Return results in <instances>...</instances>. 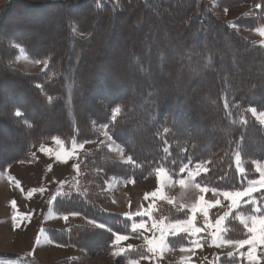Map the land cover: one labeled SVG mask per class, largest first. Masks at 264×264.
Instances as JSON below:
<instances>
[{
	"label": "trees",
	"instance_id": "1",
	"mask_svg": "<svg viewBox=\"0 0 264 264\" xmlns=\"http://www.w3.org/2000/svg\"><path fill=\"white\" fill-rule=\"evenodd\" d=\"M0 2L3 3L0 11V75L2 76L0 86L12 101L9 106L1 105L0 101V129L3 131L0 133V146L1 141L8 134L11 136L17 132L25 133L11 141V144L17 146L20 143V147L15 155L0 161V170L14 161H24L28 149L52 137L61 139L65 144H70L72 141L77 143L92 141L97 137L94 124H108L113 139L121 144L126 155L132 158L131 162L117 161L112 152L104 147L81 152L77 159L78 187L76 191H69L56 199L54 210L57 213H78L86 219L116 230L118 234L128 233L130 232L128 225L119 228L120 220L127 224L125 219L105 212L98 206L101 197L99 190L104 187L100 173L122 181L140 182L151 176L157 168H165L171 177L176 178L180 174L179 168L187 161L192 164L203 162L209 171L198 176L196 182L202 186L216 188L218 191H234L242 189L243 181L252 175L251 156L257 160H264V127L248 117V108L264 110V100L250 98V95L260 88L253 86L246 90L249 80L234 81L230 78V70L220 69L226 59L214 57L217 48L226 46L231 52L246 51L247 55L255 57L256 63L253 68H264V43L245 41L226 24L216 22L205 9L202 0H115V6L105 0H82L79 3L50 1L37 4L25 3L21 0H0ZM215 2L222 7L248 4L252 7L249 11L251 15L247 18H239L234 24L250 26L247 23H252L255 25L251 26L256 27L264 25V0H215ZM153 4H156L159 10L152 7ZM59 7L65 10L60 21L65 41L64 45L59 43L60 46H55L56 49L59 48L58 50H53L50 45L35 37H27L25 32L31 25L21 23L18 28L13 26L14 21L22 22L32 13H46V10L52 9L49 12L50 17L40 20L36 15L39 21L48 22L52 17L51 13H57ZM157 16L160 17L158 20L160 24L166 23L167 20L173 21L179 16L176 19L180 21L174 26L175 32L178 33L176 37L156 39L153 43L148 42L147 45L140 42L141 44L138 43L139 46L136 47H134L136 44L130 47L128 44L120 45L118 54L123 53L125 59L121 63L112 62L113 67L109 70L116 66H120L121 69L116 72L114 69L111 77L104 76L99 79L98 86L102 95L98 101L93 102L94 111L80 113L78 108L80 104H89L93 101L90 95L92 91L90 80L88 78L83 80L82 76L84 72L92 76L95 72L93 69L100 63L97 61L94 64L87 59L90 49L95 47L99 50L104 45V40L101 42L93 40L98 35V30L101 27L106 29L112 27L116 33L124 35L127 26H130L128 22L144 18V22L148 23ZM115 21H124L126 25L120 27ZM89 22L95 23L96 26L93 29L88 27ZM138 27L142 34V25ZM120 28H125V33ZM212 28H217L219 31L218 41L214 46L210 37ZM53 32L59 33L60 28H54ZM193 37L197 40L204 37L205 39L193 49ZM12 42L21 45L29 59L36 62L46 61L45 70L38 74H25L8 66L7 61L13 53L10 47ZM90 46L92 47L88 48ZM136 63L140 68L136 74H126L124 69H130ZM84 65L95 66L93 69L85 70L82 67ZM184 68L186 70H183ZM189 68H192V71H187ZM181 70L185 72V76L190 78L193 76L190 81L191 86H194L196 80L200 78L211 79L196 90L201 98H205L203 108L197 101L198 94L192 92L189 95L190 101L182 95L173 103L165 97L176 96L177 91L168 89L157 93L153 99L154 102L158 100L155 105L152 103L138 111L132 110L134 103H148L152 97L149 96L150 89L146 87L138 94L135 92L136 95H144L143 99L134 100L133 95H126L130 88L127 77L132 79L130 83L133 87L141 84L146 77L149 84L155 88H158L160 83L171 87L174 84L171 81L173 75ZM159 71L165 72L167 77H160L155 84H151L150 78L157 76ZM263 79L264 73L256 77L259 83ZM10 87L12 89H8ZM185 91L190 92V90ZM102 100L106 101L110 108L121 109L116 118L111 120L107 112L99 106ZM40 107L50 109L52 118L54 117L58 122L56 127L49 130L40 128L35 121V118L40 116L37 111ZM18 110L21 112L20 117L15 115ZM140 120H147V123L145 122L142 128H136ZM175 123H178L179 127H176ZM215 127L219 129L213 132L207 131ZM142 133L147 134L148 137L144 135L145 140L138 141L137 137ZM165 148L169 149L167 153L164 152ZM238 152L239 166L236 163ZM240 166L241 174L238 173ZM167 209L160 205L159 213ZM169 212L168 216L172 220L177 217L185 218L183 211L169 209ZM107 232L109 231L105 229L94 231L86 226H73L62 231L51 230L49 237L59 245L84 251L91 243L90 238H95V243L100 245L99 254H105L110 249L107 245L109 238L105 236L108 235ZM140 256L136 253L130 259ZM33 263L40 264L35 260Z\"/></svg>",
	"mask_w": 264,
	"mask_h": 264
},
{
	"label": "rangeland",
	"instance_id": "2",
	"mask_svg": "<svg viewBox=\"0 0 264 264\" xmlns=\"http://www.w3.org/2000/svg\"><path fill=\"white\" fill-rule=\"evenodd\" d=\"M21 1L25 3L37 4L50 1L79 3L82 0ZM105 1L112 6H115V0ZM202 3L204 4L207 12L215 19L216 22L226 24L231 31H233L243 40L252 43H264V37L259 36L257 32V29L264 28V25L256 27L251 26L255 25L252 23H247V25L250 26H243L240 23L234 24V22H236L239 18H247L251 15V12L249 11L252 7L248 4L222 7L219 6V4L215 2V0H202ZM2 5L3 3L0 2V11ZM152 7L159 10L156 4H153ZM51 10L52 9H48L46 10V13L43 12L41 14H36V12L32 13V15H29L26 20L24 19V21L22 22L14 21V25H12L17 28L19 27V25H22L21 23L31 25L30 29L25 32V35L27 37H35L39 41L45 42L50 45L49 47H51L53 50H58L59 48L56 49L55 46H60L59 43H62V45H64L65 41L63 29L60 27V21L63 17L62 13H64L65 10L59 7L57 13H51L52 17L48 22L44 23L39 21V19L41 20L44 17L49 16V12ZM36 15H38L40 18L37 19ZM179 16L176 17L178 18ZM176 17L173 19V21L167 20L166 23L163 24H160L158 22V20L160 19V17L158 16L156 17V19H153L148 23L147 21L144 22V18L136 19L135 22L130 21V23L128 22L130 26H127V32L124 35L116 33L115 30L112 29V27H110L109 29L101 27L98 30V35L95 36L93 40H98L100 42L104 40V45L99 50L95 47L92 48V50L90 49L87 58L89 62H92L94 64L97 61H100V63L99 65H96L94 69L93 67L95 65L82 66L85 70L86 68H92L93 70H95L92 76H90V73H88V75L87 73L85 74V72L82 76L83 80H86V78L90 80V90H92L90 91V95L92 97L91 101H93L89 104H80L78 106L79 112L82 114H86L92 113L94 111L92 108V105L95 106L93 102L98 101V99L101 98L100 96L102 95L101 89L99 88L100 86H98V83H100L99 79H102V77L104 76L111 77L114 69L115 72L121 69L120 66H116L114 67V69L109 70L113 67L112 62L120 61L121 63L125 59L123 53L118 54V48L120 45L128 44L130 47L132 44H136L134 45V47H136L139 46L138 43L140 42H142L144 45H147L148 42L153 43L156 39H169L170 37L175 38L178 33L175 32L174 26L178 24V21H180L179 19H176ZM115 22L118 23L120 27L126 25V22L124 21ZM140 25H142L143 27L142 34L140 33L141 30L138 27ZM94 26H96L95 23H88V27L93 29ZM27 27L29 28V26ZM57 27L60 28V32L54 33L53 29ZM166 29H168L169 32ZM218 34L219 31L217 30V28H212L210 37L213 46L216 45L218 41ZM204 39L205 37L197 40L195 37H193L192 48L195 49L198 45L202 44V41ZM133 40H135V42H132ZM10 47L13 53L7 61V64L11 68L25 74H38L45 70L46 61L36 62L29 59L24 48L17 43L12 42L10 44ZM91 47L92 46L88 48ZM214 57H224V59H226V62L222 66H220V69L222 71L230 70V78L234 81L246 80L247 82L249 80L246 90L252 88L253 86H259V91L250 95L251 99L264 100V79L261 80L260 83L259 81H256V77H258L259 74L264 73V68H253L254 64L256 63V61L254 60L255 57L247 55L246 51L231 52L230 49H226V46H220L219 48H217L214 52ZM234 60H236V62ZM139 69V65L136 63L134 67L130 69L125 68L124 71L126 72V74L131 75L133 73L136 74L137 70ZM183 70L186 69L184 68ZM183 70L173 75L174 78L171 79V81L174 84L171 87L167 86V84L159 82L160 84L158 85V88H155L153 87V85L151 86L149 84L148 77H146V79H144L141 84L133 87V84L130 83L132 82V79H129L127 77L126 80L129 81L128 85L130 84V88L128 89L126 95H133L134 100H138L139 98L143 99L145 98L144 95H136L135 92L138 94L140 93V90L142 91L143 88L146 87L150 89L151 94L149 96L152 97L150 99V102L148 103H134L132 105V110L138 111L146 106H149L152 103L153 105H155L158 100L154 102L153 99L156 97L157 93L167 91L168 89L170 91H177L176 96L170 97L169 95L165 97V95H163L165 98H168V100L173 101V103L177 100L178 97L182 95H184L186 100L190 101L189 95L191 92L198 94L197 101H199L198 103H200L203 108V105L205 104V98H201L200 93L196 90L199 88V86L205 85L206 82H210L211 79L208 77L206 79L200 78L199 80H196V84L194 86H191L190 81L193 76L191 78L189 76H185L186 74L185 72H183ZM187 71H192V68H189ZM160 77L166 78L167 74L165 72L159 71L157 76H153L152 78H150L151 84H155V82ZM1 78L2 76L0 75V79ZM183 78L185 79L183 80ZM186 81L189 83L185 84L184 82ZM8 89L12 88L10 87ZM184 89L187 91L190 90V92L186 93ZM0 99V101L2 102L1 105L9 106L12 104V101L9 99L7 94L5 95V91L2 86H0ZM99 106H101L107 112V114L110 116V119L112 120L113 118L111 116V112L113 108H110L108 103H106V101L104 100L100 102ZM173 107H175L174 104ZM37 111L38 113H40V116H37L35 118V121L40 125L41 129L49 130L58 125V122L54 120V117L52 118L49 108L40 107ZM261 111L264 110H257V112ZM196 115L201 117V115L199 114ZM248 117L252 118L259 126L264 127V125H261L249 111ZM145 122L147 123V120H140L136 124V128H142V125H145ZM175 126L179 127V124L175 123ZM136 128H134V130ZM94 129L97 137L92 141L80 143L72 141L70 142V144H65L61 139L52 137L48 141L41 143L36 147L28 149L25 153L27 157L24 161H14L7 165L4 169L0 170V264H34V255L40 258V261L38 260L40 264H68V261L70 262L69 264H121L120 262L130 264H168L172 262L171 260L175 257L181 258L180 261H177V264H189V262L190 264H212L215 257H219L220 261L227 262V264H232L233 260L234 264H247V260H242L238 255L234 258L228 257L227 253L229 251H232V249L228 247L220 249L209 247L206 242L208 239L206 232H201L198 234V237L201 238L203 242V247L196 248V255L185 252V254H187L186 257H190L191 255L188 260L185 259V262V254L184 252L180 251V248L190 247L191 245L189 241L196 237H189L186 233V235L181 233L177 236H168L166 238L167 248L163 251L162 254L157 251L155 256L148 252V245L145 238L152 239L154 237V230L151 228L153 220H164L165 223L174 221L175 219L172 220L168 216L170 213L169 209L174 211H177L175 210L176 208L188 210L200 195H203L204 199L209 202L215 201L216 199L221 200V204L217 205L215 208L209 209V219L213 224L218 216L223 215L225 211H229V216L226 218L224 224L222 225V227L224 228L222 235L226 239L247 238L246 230L240 223L238 217L249 219L251 216L259 217L264 215V188H260L259 186L256 191L251 193L250 196H245L240 199V201L238 202V206H234L231 210H229V201L224 200L222 196L214 195L211 191L201 194L199 193L198 189L192 187L191 185L186 184L184 187H181L178 183H175V181L178 180L182 174H179L178 177L173 178L165 170L166 176L161 177L160 181V187L163 192L164 198H150L148 200H145V194L155 191L157 187L156 171L151 176L143 179L140 182L134 180L135 183L129 182L132 180L122 181L116 177L100 173V176L104 181L103 189L99 190V195L101 197L99 199L98 206L100 207V209V203L102 202H105L106 206L114 211H124L126 213H136L141 209L146 210L149 205H151L153 214L151 212L150 217L148 215H146L147 217L135 215L132 216L134 217L132 219H137L135 223H140L141 221L145 223L144 229H140L137 232L133 233L131 231L132 221L128 218H124L118 215L127 221V224H124V222L120 220L119 228L121 229L124 228V226L127 227L128 225L130 231L128 233L118 234L117 232H115L116 230L107 228L104 225L103 228L95 227L94 224L99 223L91 220L94 222V224H90L88 223L90 219H86L84 216L78 213H76L77 215H73V213H57L54 210L56 199L60 195L62 196L69 191H76L78 187L77 159L81 152L90 150L92 148L104 147L112 152L114 158L117 161L129 162V157L126 155L123 146L113 139L111 135V129L108 124H94ZM217 129L219 128H209L207 131L213 132L217 131ZM181 130L183 131V129ZM2 132L3 131L0 129V133ZM105 132H107V136L112 137L111 140H108L107 136H105ZM22 134L25 133L17 132L15 135L11 136L8 134L3 138V140L1 141V146L4 145V147L1 148L0 146V161L4 160L5 158H10L11 156L16 154L18 148L20 147V143L17 146L14 143L11 144V141L14 138L20 137ZM144 135L148 137L147 134L142 133L138 135L137 140H145L146 137ZM57 140L60 141L59 144L56 143ZM81 144H83V147L80 146ZM58 153L61 154V159H57ZM65 153L67 155H65ZM251 160L252 171L250 170V173L252 175H250V178H247L243 181L242 189L234 191H243L249 186L250 180L259 179V173L255 171V164L259 163L261 165H264V160H257L256 158H254V156H251ZM186 164L189 165V168H194L196 165L188 161L186 162ZM240 169L241 166L238 167V173L241 174L242 172ZM183 175L185 178H187L186 173ZM169 176L171 177V179L168 178ZM111 181H115L114 186L111 185ZM124 197H126L125 200H123ZM49 201H51V203H49ZM169 201H171V203H169ZM13 202H15L16 205L15 209H13L12 207ZM160 205L168 208L167 210H164L165 213H159ZM256 209H259V211H256ZM183 212H185L186 218V214L188 213L186 211ZM9 213L11 214L8 215ZM65 215L68 216L67 221L63 219ZM13 216L17 217L15 225L13 222ZM177 219H180V217H177ZM195 223L197 227L203 228L204 219L200 213H197ZM59 225L62 227H66V229L73 226H87L89 229L94 231H96V229H105V231H109L111 233V236L109 232H107L108 235H105L106 238H109L107 245H109L110 249L105 254H99L101 253L99 248L100 245L95 243V238H90L91 243H89V245H87V248L85 249V252H87L88 255L82 257L83 262L80 263L79 260L73 261L74 252L72 249L74 247L71 248L70 246L59 245L55 241H52L49 237V232L51 230H55L51 228L55 226L57 227ZM113 233L117 235H127L129 239L121 241L119 245L114 246L113 241L115 237ZM20 234L25 237L22 238L23 240L29 241V245H23V241L21 244H19L17 239ZM232 234L235 236H233ZM155 235H158V233H155ZM32 242L33 245L37 242H40L39 244H41V246L48 245V243H50V246H54L57 250L52 251L48 246H45L42 251L38 252L37 247L35 248L31 244ZM118 246H121V249H123L124 251H122L121 255H119L118 257L113 256L112 253L118 250ZM31 249L32 254L30 252H27ZM240 251L246 252L247 246H245V248L241 249ZM261 251H264V249L258 248V258H260L259 254ZM46 252L47 254H43ZM136 253H139L141 256L130 259V257L134 256ZM16 254H19V256H17ZM22 255L27 257L28 259H24ZM145 255L147 257L143 258ZM77 258L78 257H76L75 259ZM262 264H264V261H262Z\"/></svg>",
	"mask_w": 264,
	"mask_h": 264
},
{
	"label": "snow or ice",
	"instance_id": "3",
	"mask_svg": "<svg viewBox=\"0 0 264 264\" xmlns=\"http://www.w3.org/2000/svg\"><path fill=\"white\" fill-rule=\"evenodd\" d=\"M259 7V5H258ZM257 32L259 36L264 37V28H258ZM248 111L251 113V115L261 124L264 125V111L257 112L256 109L250 108ZM121 112V109L119 107H114L111 112L112 118H116L118 114ZM15 115L17 117L21 116V112L18 110ZM167 131V129H165ZM105 136H107V132H105ZM108 140H111V136H107ZM56 143H60L59 140L56 141ZM83 147V144L80 145ZM169 149L165 148L164 152H168ZM65 155H67L65 153ZM61 154H57V159H61ZM131 157H129V162H131ZM236 163L237 166H239L240 163V154L239 152L236 155ZM209 171L208 167L205 166L203 162L197 163L194 168H189V165L185 164L179 168V173L182 174L181 177L175 181V183H178L181 187H184L186 184L191 185L192 187L199 190V193L203 194L206 192L211 191L214 195L222 196L224 200L229 201V210H231L234 206H238V202L240 199H242L245 196H250L252 192L256 191L258 186L260 188H264V165H261L259 163L255 164V171L259 173V179H253L249 181V186L244 189L243 191H228V190H222L218 191L216 188H210L208 186H202L200 183L196 182V178L198 176H201L203 174H207ZM186 173V177H184L183 174ZM166 176L165 168H157L156 169V178H157V187L155 191H152L150 193H146L144 196L145 200L148 199H156L160 198L163 199V192L160 187V181L161 177ZM171 179V177H168ZM130 183H135L134 180L129 181ZM19 186V185H17ZM42 191V189H41ZM51 203V201H49ZM171 203V201H169ZM221 204L220 199H216L215 201H206L204 199L203 195H200L198 199L191 205V207L188 209V214H186L185 219H175L172 222L165 223L164 220H153L151 228L154 230V237L152 239H146L147 245H148V252H150L153 256L156 255L157 251H159L161 254L163 251L167 248L166 244V238L168 236H177L181 233H186L189 237H196L194 239H191L189 241L190 247H181V252H189L192 255H196V248H202L203 242L201 238L198 237V234L201 232H206L208 239L207 244L209 247H215V248H224L228 247L232 249V251H229L227 253V256L230 258H234L235 256H239L242 260L246 259L247 264H262V261H264V251H261L258 258V248L264 249V215L262 216H251L249 219H244L242 217H238L240 223L243 225L244 229L247 233V238L243 239H226L222 233L224 231V228L222 225L224 224L226 218L229 216V211H225L223 215L218 216L215 219L214 224L209 219V209L215 208L217 205ZM13 209H15L16 205L15 202L12 203ZM256 211H259V209H256ZM152 212V206L149 205V207L145 209H141L137 211L136 213H126V217L128 219H131L133 215L135 216H146L148 215L150 217V214ZM197 213H200L203 216L204 219V226L203 228L196 226V216ZM73 215H77L76 213H73ZM17 217L13 216V222L15 225ZM65 221H67L68 216L65 215L63 217ZM88 223L94 224L93 221L89 220ZM97 228H103L104 226L101 224H94ZM145 228V223L141 221L140 223H133L131 225V231L133 233L137 232L140 229ZM155 233H158V235H155ZM115 239L113 241L114 246L119 245L121 241L128 240L129 237L127 235H117L113 233ZM247 246L246 252H241L240 250L245 248ZM124 251L123 249H119L112 253L113 256L120 255L121 252ZM190 264V262H189ZM212 264H227V262L220 261L219 257H215ZM234 264V260L232 262Z\"/></svg>",
	"mask_w": 264,
	"mask_h": 264
},
{
	"label": "crops",
	"instance_id": "4",
	"mask_svg": "<svg viewBox=\"0 0 264 264\" xmlns=\"http://www.w3.org/2000/svg\"><path fill=\"white\" fill-rule=\"evenodd\" d=\"M106 182H107V180H106ZM114 182L115 181H111V185H113L114 186ZM102 195V194H101ZM103 196V195H102ZM104 197V196H103ZM126 199V197H124V199L123 200H125ZM100 206H101V209L102 210H104V211H106V212H109V213H113V214H116V215H120V216H122V217H124V218H127L126 217V212H124V211H122V212H117V211H114V210H112V209H110V208H108L107 206H106V204H105V202H102V203H100ZM175 210H177V211H186L187 213H188V210L187 209H178V208H176ZM11 213H9L8 215H10ZM152 214H153V212H152ZM147 217V216H146ZM132 218H134V217H132ZM130 219L131 221H132V224L133 223H135V221L137 220L136 218L135 219ZM147 220V219H146ZM70 224H72V223H70ZM69 224V225H70ZM87 227V226H86ZM51 229H55V230H64V229H66V227H62V226H55V227H52ZM182 234H185V233H182ZM186 235V234H185ZM22 238H25L22 234H20L19 235V237H18V242H19V244H21L22 243V241L24 242V244L23 245H29L30 243H28L29 241L28 240H23ZM27 239V238H26ZM115 239V238H114ZM26 242V243H25ZM40 242H37V243H35L34 245H33V242L31 243L35 248L37 247V250H38V252H40V251H42L44 248H45V246H48L49 248H50V250H52V251H54V250H57L54 246L53 247H51L50 246V243H48V245H44V246H41V244H39ZM72 248V247H71ZM119 249H121V246H118V250ZM73 250V252H74V254H73V261H77V260H79V262L80 263H82L83 262V260H82V257L83 256H86V255H88L87 254V252H85L84 250L82 251V250H78V249H75V248H73L72 249ZM25 252H26V250H25ZM27 252H32V249L30 250V251H27ZM77 253H78V255H77ZM122 253V252H121ZM32 254V253H31ZM43 254H47V252L46 253H43ZM184 254H185V252H184ZM121 255V254H120ZM186 255L187 254H185L184 255V257H186ZM23 256V255H22ZM119 255H117V257H118ZM25 257V256H24ZM33 257V256H32ZM76 257H78L77 259H75ZM147 256L145 255L143 258H146ZM190 257H191V255H190ZM189 256L188 257H186V258H184V262L186 261V260H188L189 258H190ZM34 260L35 261H37V262H39L40 261V258L39 257H37L36 255H34ZM120 258V257H119ZM170 259H172V258H170ZM180 259L181 258H179V257H175L174 259H172L171 261L172 262H170V263H168V264H177V261H180ZM186 259V260H185ZM39 260V261H38ZM72 260V259H71ZM63 261H64V259H63ZM61 262V261H60ZM40 263V262H39ZM42 263V262H41ZM62 263V262H61ZM70 262L68 261V264H69ZM121 264H130V263H125V262H120Z\"/></svg>",
	"mask_w": 264,
	"mask_h": 264
},
{
	"label": "bare ground",
	"instance_id": "5",
	"mask_svg": "<svg viewBox=\"0 0 264 264\" xmlns=\"http://www.w3.org/2000/svg\"><path fill=\"white\" fill-rule=\"evenodd\" d=\"M43 22H44V21H43ZM120 30L124 31V33H125V31H126L125 28H120ZM95 236H96V235H95ZM95 236H94V237H95Z\"/></svg>",
	"mask_w": 264,
	"mask_h": 264
}]
</instances>
